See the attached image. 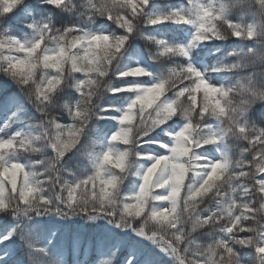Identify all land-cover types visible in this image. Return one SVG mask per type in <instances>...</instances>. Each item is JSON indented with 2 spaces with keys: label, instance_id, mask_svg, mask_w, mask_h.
Masks as SVG:
<instances>
[{
  "label": "snow or ice",
  "instance_id": "1",
  "mask_svg": "<svg viewBox=\"0 0 264 264\" xmlns=\"http://www.w3.org/2000/svg\"><path fill=\"white\" fill-rule=\"evenodd\" d=\"M0 77V264H264V0H0Z\"/></svg>",
  "mask_w": 264,
  "mask_h": 264
},
{
  "label": "trees",
  "instance_id": "2",
  "mask_svg": "<svg viewBox=\"0 0 264 264\" xmlns=\"http://www.w3.org/2000/svg\"><path fill=\"white\" fill-rule=\"evenodd\" d=\"M169 2L175 3L176 0H161V3H162V4H167V3H169ZM178 27H181V26H175V25H173V26H167V25H161V26H158L157 31H158L160 34H162V35H166V36H170V37H172V36H175V35H176L174 29H176V28H178ZM137 45L139 46L138 48H139L140 50L143 49L145 52L147 51V45H146V43H145L143 40L138 41V42H137ZM2 83H3V78L0 77V85H2ZM258 116H259V112H257L256 115H255L253 118H254V119H257ZM146 147H147V146H146ZM201 239L204 240L203 237H201ZM80 256H81L82 258H84L83 254H80ZM74 258H75V257H74L72 254L69 253V254H68V257H67V260L72 261Z\"/></svg>",
  "mask_w": 264,
  "mask_h": 264
},
{
  "label": "rangeland",
  "instance_id": "3",
  "mask_svg": "<svg viewBox=\"0 0 264 264\" xmlns=\"http://www.w3.org/2000/svg\"><path fill=\"white\" fill-rule=\"evenodd\" d=\"M67 257H68V251L66 250L65 253H64V257L63 258L66 259ZM79 258H80V256H79Z\"/></svg>",
  "mask_w": 264,
  "mask_h": 264
}]
</instances>
